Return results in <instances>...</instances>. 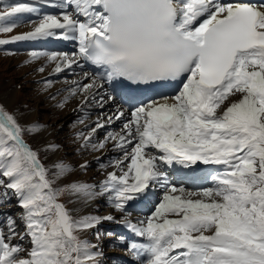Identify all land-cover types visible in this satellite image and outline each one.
Instances as JSON below:
<instances>
[{
	"label": "snow or ice",
	"instance_id": "1",
	"mask_svg": "<svg viewBox=\"0 0 264 264\" xmlns=\"http://www.w3.org/2000/svg\"><path fill=\"white\" fill-rule=\"evenodd\" d=\"M22 23L31 30L0 39V48L70 42L71 53L32 50L26 63L45 59L41 73L47 65L55 74L93 69L70 81L58 107L82 96L81 108L103 109L114 98L99 91L105 84L134 107L119 132L93 142L125 116L118 108L77 134L83 149L111 142L120 153L101 165L113 171L98 184L73 179L88 164L67 161L38 122L21 124L0 107V206L15 197L22 209L0 220V264H102L99 244L79 233L104 222L143 239L121 235L113 244L136 264H264V0H17L0 11V35ZM173 83L181 85L175 95L139 99ZM26 136L42 143L33 147ZM200 163L220 166L212 187L189 191L170 182L169 169L195 173ZM157 188L163 195L154 211L133 222L128 206ZM65 195L82 207L105 199L122 219L76 217L81 208L60 202Z\"/></svg>",
	"mask_w": 264,
	"mask_h": 264
},
{
	"label": "rangeland",
	"instance_id": "2",
	"mask_svg": "<svg viewBox=\"0 0 264 264\" xmlns=\"http://www.w3.org/2000/svg\"><path fill=\"white\" fill-rule=\"evenodd\" d=\"M15 2H17V0H15ZM2 3L0 1V11L5 9ZM14 33L15 31L9 34L0 35V39L10 38L14 35ZM32 50L36 49L34 47H23L19 44H15L14 50L0 48V103L2 104L4 110L16 116L21 124H24L27 118L32 115L30 114V112L35 113L36 120H34V122L36 121L41 126L44 125V127L50 129V132L54 135L53 142L61 146V155L66 156L67 161L71 163L73 162L72 164L74 166L85 163L88 159H85L83 155L79 154L77 150L74 154H71L72 151L70 149L73 146V142H71L72 139L79 141L80 144L83 143V140L77 139L78 133L84 132L85 135H87L88 126H94V122L90 125H86L87 118L84 110H87L88 106L85 108H81V101H75L74 105L70 107L69 112H67L66 117L63 116L62 111L58 110L60 107L57 106L62 101V98H60V94L56 95L57 93H54V89L57 87L59 92H61L62 88H65V86L63 85L64 82L62 81V79L65 77L62 75L64 71L58 74L57 78H54L53 76L54 72L52 67H49V70H45L43 73L37 71L38 68L43 66L42 64L38 63V60L26 63V61H29L31 59L27 54ZM9 52H11L12 54L9 55ZM47 79L51 80L53 85L51 84L47 89H45L44 87H42V85ZM54 83L56 85H54ZM10 87L13 88V92H11ZM8 91L11 93V100H8ZM53 96H55V99L51 98ZM81 119L84 120V123L79 122ZM27 124L29 123H25V125ZM99 131L100 130H98L95 134L93 140L94 143L97 142V138L101 136L99 134ZM25 139L33 147L37 145L36 140L29 139V137L27 136L25 137ZM106 147H108V152L113 151L112 147ZM73 148L76 149L75 146H73ZM100 153L102 152H98L97 154L92 156L91 162L89 164V169L92 171V173L88 176H84L83 181L90 183L91 181L95 180L96 176H100L96 175V170H98L99 173L102 172V167L97 161L98 157H100ZM118 155L120 154L117 152L116 156ZM82 157L83 161H81ZM44 162L47 163L46 160ZM78 162L80 163L78 164ZM93 166H95L96 168H94ZM77 170H80L79 167H77ZM100 201H102V199H100ZM60 202L65 203L69 209L75 208L72 207L74 204L68 203V197L66 195L60 197ZM97 202L98 200L96 201V203ZM96 203L94 204V210H96L95 206L101 207V205ZM92 208L91 211L93 210ZM21 211L22 209L16 206V199L15 197H13L9 204L0 206V220H2L3 217L7 215L18 217ZM102 211H99V213H101ZM108 211L110 212V210ZM112 211L113 214L117 212L115 210ZM92 214L104 216L105 213ZM73 215L78 217L85 214L82 213V211H79L74 212ZM17 223H20L19 220H17ZM20 230H22V225H20ZM99 230L100 228L98 230L95 229V232ZM102 230L103 229H101L102 236L100 240L95 239V232H92L91 234L83 232L79 233V235L81 239H87L94 244H99L100 242L105 243L104 247L107 248L106 242L112 244L118 236H116V238L110 237V240L109 234H106ZM206 234L210 235L211 233L209 232ZM100 248L104 253V256L102 257V264H106V260L108 262H113L114 264H122L124 262L127 263L126 257L121 252L117 251L119 249L115 248L114 251H112V247L111 249L108 248V250L104 249L102 246H100ZM112 254L114 255L112 256ZM121 254L123 255V257L121 256Z\"/></svg>",
	"mask_w": 264,
	"mask_h": 264
},
{
	"label": "bare ground",
	"instance_id": "3",
	"mask_svg": "<svg viewBox=\"0 0 264 264\" xmlns=\"http://www.w3.org/2000/svg\"><path fill=\"white\" fill-rule=\"evenodd\" d=\"M1 1V3H2V0H0ZM225 2H235V1H229V0H225ZM13 3H16L15 2V0H3V5H4V8H6V7H8L9 5H11V4H13ZM37 6L38 7H42V11L43 12H46V13H51V12H55L56 11V9H54V8H52V7H49V6H42V5H40V4H37ZM3 8V9H4ZM35 17L33 16V17H29V16H24L23 17V20L24 21H27V20H29V19H34ZM29 30H31L30 29V27L26 24V23H22L21 24V26L20 27H17L14 31H15V33H14V35H17V34H21V33H23V32H26V31H29ZM16 44H19V45H22L23 47H29V48H31V47H34L36 50H47V51H65V52H69V53H71L73 50H74V44H72V43H70V42H64V41H55V40H53V41H49V42H47V43H35V44H33V43H16ZM3 48H5V49H10V50H14L15 49V44H10V45H7V46H5V47H3ZM14 52V51H13ZM28 55V54H27ZM11 59H13V58H11ZM38 63H40V64H42L43 66H45L46 65V61H45V59H39L38 60ZM83 63V62H82ZM49 67H52V69H53V67H54V65H47L46 67H45V70H49L48 68ZM93 69H92V67H90V66H88V65H84V67L83 68H78V67H75L74 66V68H73V70H65L64 71V73L62 74L63 76H65L63 79H62V81L64 82V86H65V88H62V91L61 92H59V90L57 89V87L54 89V93H59L60 94V98H62V100H63V98L68 94L66 91H64L65 89H67V88H69L71 85H70V81H73V80H77V81H79V80H82L83 79V73L84 72H89V71H92ZM57 75L58 74H55L54 73V78H57ZM69 75H75L72 79H71V77L72 76H69ZM48 80V79H47ZM69 81V83H66L65 81ZM84 82H89V81H87V80H85ZM53 85V84H52ZM54 85H56L55 83H54ZM42 87H44L45 89H47L48 88V86L46 87V85H45V83L42 85ZM181 87V85L180 84H176L175 86H174V90H177V89H179ZM10 90H11V92H13V88H11L10 87ZM100 92H101V94H105V93H108V94H111L114 98V100H116V101H118V104H121V105H125V104H127V103H125V101H124V99H121V98H119L118 96H120L119 94H117L116 92H114L113 90H112V88L109 86V85H107V84H105L104 85V87L102 88V89H100L99 90ZM161 93H165V94H168V96H172L173 94H172V92L170 91V92H161ZM172 94V95H171ZM9 95H10V97H9ZM8 100L10 99L11 100V93L8 91ZM7 98V97H6ZM82 96H76V97H73L66 105H65V107H63V108H59L58 110H60V111H62V115L63 116H65L66 117V114H67V112H69V109H70V107H72L73 105H74V102L76 101V102H78V101H82ZM233 99H239V96H237V97H234ZM47 101V100H46ZM145 101H147V100H145ZM48 103V102H47ZM113 104V103H112ZM111 106H114V104L113 105H109L108 103H106L105 104V106H104V108H103V111L106 113V114H112V113H114L117 109H118V106L117 105H115L114 107H111ZM57 107V106H56ZM85 107H87V106H85ZM85 107H83V108H85ZM133 107H134V105H132L131 104V108H130V110L132 111V109H133ZM131 111H124L125 112V117H123L121 120H118V121H115V122H113L111 125H106V127L105 128H103V129H100V131H99V134L101 135L100 137H98L97 139H98V141L99 140H101L104 136H105V134H106V132H108V131H114V132H117V127L118 126H122V123L124 122V120H126V119H128V118H130V114H131ZM84 113H85V115H86V118H87V122H86V125H90V124H92L94 121H96V119H97V116H95L94 117V115H91L90 114V112H88L87 110H84ZM30 114H32L31 116H29L28 118H27V120L25 121V123H29L30 124V122L31 123H33L34 122V120H36V115H35V113H32V112H30ZM68 116V115H67ZM23 122V121H22ZM36 122V121H35ZM24 123V124H25ZM42 127H43V136H44V138H46L48 141H50V142H53V138H54V135L50 132V129H48L47 127H44V125H42ZM37 141V143H42V141L41 140H39V139H37L36 140ZM81 141V140H80ZM107 146H109V147H112L113 148V144L110 142V143H108L107 144ZM107 148V147H106ZM71 151V154H74L75 153V151L77 150V149H74L73 147L70 149ZM103 150H101V151H99V152H102ZM86 153L88 154V155H90V158H92V156H94L95 154H97L98 152H96V151H92V150H90V149H87V151H86ZM99 158V157H98ZM73 159V158H72ZM76 161H78V160H76ZM90 162H91V160H90ZM90 162H88L87 164H88V167H87V169L86 170H76V174H75V176L73 177V179H78V180H81V181H83V177L84 176H88V175H90L91 173H92V171L89 169V164H90ZM73 163V162H72ZM79 163V162H78ZM105 164H107V163H105ZM200 164H202V163H200ZM209 167H210V169L209 170H207L206 171V174H209V173H212V174H214V172L216 171V170H218L219 169V167L220 166H215V165H209ZM109 171H112L111 170V167H109V168H102V172L100 173V176H96V178H95V183H99V182H102L104 179H106V177H107V172H109ZM204 175L203 176H201L200 178H201V180H203L204 179ZM89 179V178H88ZM88 181V180H87ZM86 182V181H85ZM213 185H212V181L211 180H209V182H208V186L207 187H212ZM159 190V192H156L155 191V189H154V193L152 194V195H150L149 197H151L152 196V204H153V206H155L158 202H159V199L162 197V195H163V192H162V190H160V189H158ZM198 190V189H197ZM191 191V190H190ZM96 203V202H95ZM134 203V202H133ZM107 205V204H106ZM108 206V205H107ZM72 207H75V208H81V211H82V213H84V214H92L91 213V208L92 207H94V205H93V203L90 205V206H88V207H82L81 205H78V204H74ZM96 207V206H95ZM9 208V207H8ZM107 208H109V206L107 207ZM11 209V208H10ZM93 209V208H92ZM111 209L112 208H110V212L108 213V214H104V216L105 215H109V214H111V215H113L114 217H115V219L117 220V221H119L120 220V217L121 216H123V214L122 213H120V212H116V213H114V214H112L111 213ZM143 211H144V213H145V216H144V213H143V216H144V218H146L148 215H150L151 214V212L152 211H154V209H155V207H154V209L153 210H149L150 208H148V207H142L141 208ZM113 210V209H112ZM9 212V211H8ZM121 215V216H120ZM120 216V217H119ZM143 218V219H144ZM133 222H135L134 220H133ZM103 226H104V229H106L105 230V232H107V233H111V232H116L118 235H119V237L121 236V235H123L124 237H126V239H128V240H132V239H136V240H138V242H143V239L142 238H136V237H134L128 230H126L125 228H123L122 226H120L119 224H117V223H115V222H104L103 224H102ZM112 226V231L110 232L109 231V228ZM95 230V229H94ZM98 230V229H97ZM87 232H89V231H87ZM86 233V232H85ZM112 234V233H111ZM110 237H112V235L110 236ZM119 239V238H118ZM118 239H117V241H118ZM106 247L107 248H110L111 247V245H110V243H109V245L108 244H106ZM115 248H117V249H119V250H117V251H119V252H121L122 253V251H123V249L124 248H126V247H123V246H115ZM114 248V249H115ZM127 251V257H126V262L127 263H122V264H136V262L133 260V257H132V255L130 254V252L128 251V250H126ZM114 254H112V256H113ZM114 264L113 262H108L107 260H106V264Z\"/></svg>",
	"mask_w": 264,
	"mask_h": 264
}]
</instances>
